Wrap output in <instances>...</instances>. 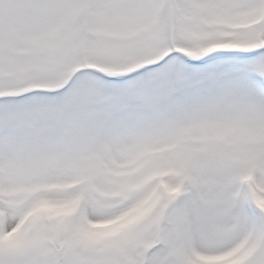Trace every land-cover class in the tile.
I'll return each instance as SVG.
<instances>
[{"label":"snow or ice","instance_id":"snow-or-ice-1","mask_svg":"<svg viewBox=\"0 0 264 264\" xmlns=\"http://www.w3.org/2000/svg\"><path fill=\"white\" fill-rule=\"evenodd\" d=\"M0 264H264V0H0Z\"/></svg>","mask_w":264,"mask_h":264}]
</instances>
